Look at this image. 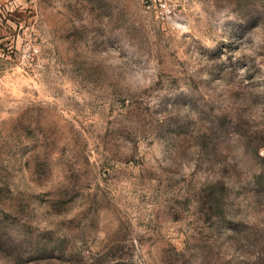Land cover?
I'll list each match as a JSON object with an SVG mask.
<instances>
[{
	"label": "rangeland",
	"instance_id": "374dc122",
	"mask_svg": "<svg viewBox=\"0 0 264 264\" xmlns=\"http://www.w3.org/2000/svg\"><path fill=\"white\" fill-rule=\"evenodd\" d=\"M168 2L0 0V264H264V0Z\"/></svg>",
	"mask_w": 264,
	"mask_h": 264
},
{
	"label": "built area",
	"instance_id": "2783aa9c",
	"mask_svg": "<svg viewBox=\"0 0 264 264\" xmlns=\"http://www.w3.org/2000/svg\"><path fill=\"white\" fill-rule=\"evenodd\" d=\"M148 2L154 5L157 18L167 22L174 20L175 12L169 5L168 0H148ZM149 7H151L150 4Z\"/></svg>",
	"mask_w": 264,
	"mask_h": 264
}]
</instances>
